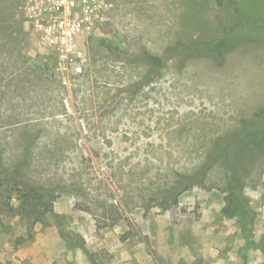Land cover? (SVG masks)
Here are the masks:
<instances>
[{
    "label": "rangeland",
    "instance_id": "rangeland-1",
    "mask_svg": "<svg viewBox=\"0 0 264 264\" xmlns=\"http://www.w3.org/2000/svg\"><path fill=\"white\" fill-rule=\"evenodd\" d=\"M96 2L66 51L0 0V264H264V0Z\"/></svg>",
    "mask_w": 264,
    "mask_h": 264
},
{
    "label": "trees",
    "instance_id": "trees-1",
    "mask_svg": "<svg viewBox=\"0 0 264 264\" xmlns=\"http://www.w3.org/2000/svg\"><path fill=\"white\" fill-rule=\"evenodd\" d=\"M230 39L217 38L210 41L196 42L190 44L176 43L173 46H169L161 55H154L146 53L144 62L151 68L159 70L164 64L166 59L175 53H201V52H213L220 56L230 47ZM260 121L255 124L250 130H242L238 133H230L223 139V145L233 141L239 144L240 153L258 152L264 150V114L261 113ZM221 142L218 141V144ZM17 172V171H16ZM34 188V187H33ZM39 188V187H38ZM41 188V187H40ZM229 214L238 215L243 218L245 214L243 203L239 198H236L233 194L228 196ZM88 264H101L92 253L89 254Z\"/></svg>",
    "mask_w": 264,
    "mask_h": 264
},
{
    "label": "built area",
    "instance_id": "built-area-1",
    "mask_svg": "<svg viewBox=\"0 0 264 264\" xmlns=\"http://www.w3.org/2000/svg\"><path fill=\"white\" fill-rule=\"evenodd\" d=\"M42 9L48 11L47 21L41 22L47 40L60 50H69L72 38L83 22L79 14L96 11V0H40Z\"/></svg>",
    "mask_w": 264,
    "mask_h": 264
}]
</instances>
